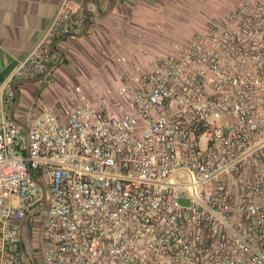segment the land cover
Listing matches in <instances>:
<instances>
[{"label":"built area","instance_id":"1","mask_svg":"<svg viewBox=\"0 0 264 264\" xmlns=\"http://www.w3.org/2000/svg\"><path fill=\"white\" fill-rule=\"evenodd\" d=\"M84 1H62L1 88L0 264H30L26 218L41 264H264V0L207 19L118 87L70 85L59 112L38 102L22 134L13 82L57 61Z\"/></svg>","mask_w":264,"mask_h":264},{"label":"crops","instance_id":"2","mask_svg":"<svg viewBox=\"0 0 264 264\" xmlns=\"http://www.w3.org/2000/svg\"><path fill=\"white\" fill-rule=\"evenodd\" d=\"M62 1L0 0V116L3 82L35 48ZM228 1L230 8L240 0H85V28L51 45L57 61L37 79L13 82L9 120L17 121L26 135L38 102L59 112L57 102L68 96V86L78 85L86 93L118 87L122 72L147 67L153 55L175 41L177 28L196 29L222 13V3Z\"/></svg>","mask_w":264,"mask_h":264},{"label":"water","instance_id":"3","mask_svg":"<svg viewBox=\"0 0 264 264\" xmlns=\"http://www.w3.org/2000/svg\"><path fill=\"white\" fill-rule=\"evenodd\" d=\"M11 122H13L14 124L19 125V123L17 121H15L14 119H11ZM33 181L35 182V184L40 187L41 192H42V198L40 201V205L42 206L44 203V192L40 186V184L33 178ZM23 239H24V245L27 251V255H28V259L30 261L31 264H35L34 258L32 256V248H31V241H30V234H29V220L28 218H26L25 222H24V227H23Z\"/></svg>","mask_w":264,"mask_h":264},{"label":"rangeland","instance_id":"4","mask_svg":"<svg viewBox=\"0 0 264 264\" xmlns=\"http://www.w3.org/2000/svg\"><path fill=\"white\" fill-rule=\"evenodd\" d=\"M238 0H233V3L234 2H237ZM230 2L228 1V3H222V6H224L222 9H221V11H219V12H222V10L224 11L226 8H227V6H228V4H229ZM215 7V6H214ZM221 8V7H220ZM205 9V8H204ZM203 9V10H204ZM200 12H202L201 10H199ZM204 14V13H203ZM198 15H200L199 13H198ZM201 26V25H200ZM199 26V27H200ZM192 26H190V25H188V26H185L184 28H177L178 29V34L176 35L177 37H175L176 39H175V41H177V42H179V41H181V39H183V38H185L188 34H191V31L194 29V28H191ZM199 27H197L196 29H198ZM196 29H194V30H196ZM193 30V31H194Z\"/></svg>","mask_w":264,"mask_h":264},{"label":"flooded vegetation","instance_id":"5","mask_svg":"<svg viewBox=\"0 0 264 264\" xmlns=\"http://www.w3.org/2000/svg\"><path fill=\"white\" fill-rule=\"evenodd\" d=\"M41 209L43 210V205L41 206ZM31 248H32V256L34 258L35 264H41L40 259L38 258V254H37L36 247H35L34 243H32Z\"/></svg>","mask_w":264,"mask_h":264}]
</instances>
